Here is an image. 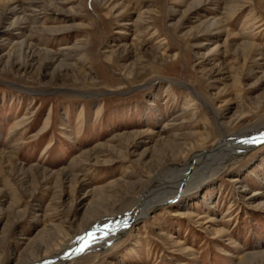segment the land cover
I'll list each match as a JSON object with an SVG mask.
<instances>
[{"label": "rangeland", "instance_id": "1", "mask_svg": "<svg viewBox=\"0 0 264 264\" xmlns=\"http://www.w3.org/2000/svg\"><path fill=\"white\" fill-rule=\"evenodd\" d=\"M263 125L264 0H0V264L56 256ZM230 156L71 264H264V137Z\"/></svg>", "mask_w": 264, "mask_h": 264}, {"label": "bare ground", "instance_id": "2", "mask_svg": "<svg viewBox=\"0 0 264 264\" xmlns=\"http://www.w3.org/2000/svg\"><path fill=\"white\" fill-rule=\"evenodd\" d=\"M31 3L32 1H29V3L22 2L21 4L13 6L9 10V13L12 14H16L17 12L23 13V17H21V19L19 18L20 20H18L16 24L17 26L29 22L31 17L37 18L41 14L38 9L29 7ZM25 4L28 5L29 8L24 7ZM24 11H29V14H25ZM263 137L264 125L255 132H241L234 138H231V140L227 139L226 136H223L219 141L215 142L211 155L202 153L195 154L186 160L181 170L178 169V171L175 168L176 171L174 174L175 177L178 178V181L173 187L168 188L167 186L169 185L168 183L171 182L170 179L172 178L171 176L173 173L171 176L165 174V177L161 182L155 183L153 186H150L148 190L143 191V194L137 200L134 209L127 213L117 212L116 214H113L108 220L95 225L86 238L71 244L56 256L51 255L47 259H39V263L37 264H71L79 253L84 251H100L104 249L110 241L120 238L121 235L127 231V228L133 225V223L145 218L148 209L159 206L167 201L170 202L171 200L176 199L178 195L183 196L188 194L189 190L196 188V186L201 185L207 178L211 177L214 171L219 169L221 165L232 162L234 158H231V153L235 152L236 155H240L241 153H244L248 147L254 145ZM208 155L210 156L209 158H207ZM194 162L197 163L196 166ZM209 163H215L217 166H211L210 169H207V164ZM193 176H196V181H193L194 183L190 184V178ZM181 184L182 186H180ZM89 243L91 245H89ZM74 250L76 251V255H71Z\"/></svg>", "mask_w": 264, "mask_h": 264}, {"label": "snow or ice", "instance_id": "3", "mask_svg": "<svg viewBox=\"0 0 264 264\" xmlns=\"http://www.w3.org/2000/svg\"><path fill=\"white\" fill-rule=\"evenodd\" d=\"M82 250V249H81Z\"/></svg>", "mask_w": 264, "mask_h": 264}]
</instances>
